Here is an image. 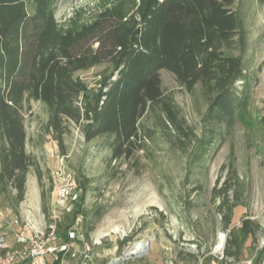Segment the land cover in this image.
<instances>
[{
    "label": "trees",
    "instance_id": "trees-1",
    "mask_svg": "<svg viewBox=\"0 0 264 264\" xmlns=\"http://www.w3.org/2000/svg\"><path fill=\"white\" fill-rule=\"evenodd\" d=\"M59 1L32 0L30 11L28 0H0V196H12L15 211L26 199L31 167L45 214L52 194L27 150L26 102L46 106L48 126L61 144L69 121L83 124L86 140L103 138L110 163L143 148L141 119L163 99L161 70L173 73L189 91L201 84L210 96L204 118L211 135L200 142L202 157L220 138L221 127L230 130L245 117L250 79L244 57L231 53L245 44L235 0H135L129 9L107 8L80 26L57 20ZM99 64L112 70L94 98L76 73ZM234 185L226 179L213 195L221 199L224 229L229 230L225 256L239 262L245 243L260 227L248 217L230 227L239 205V196L229 201ZM81 210L73 211L71 223L59 234L64 240L75 218L83 215L85 241L90 242L91 219L105 212ZM63 255L48 264H61Z\"/></svg>",
    "mask_w": 264,
    "mask_h": 264
},
{
    "label": "rangeland",
    "instance_id": "rangeland-1",
    "mask_svg": "<svg viewBox=\"0 0 264 264\" xmlns=\"http://www.w3.org/2000/svg\"><path fill=\"white\" fill-rule=\"evenodd\" d=\"M28 3L32 11V0ZM134 4L135 0H60L56 18L62 24L80 26L107 8L123 6L129 9ZM233 9L238 13L245 44L231 53L242 55L246 62L250 102L245 117L230 130L221 127L220 138L209 145L203 157L198 152L200 142L211 135L212 126L204 118L210 96L201 84L189 91L168 70L160 71L161 103L141 119L145 128L143 148L130 158L111 163L104 139L86 140L83 124L67 122L61 144L48 126L46 106L35 100L24 104L27 150L42 171L44 189H52L50 209L55 190L64 179L74 178L79 185L78 199L70 202L74 205L72 212L55 208L59 215L58 233L71 223L73 211L78 206L90 215L99 208L105 211L102 217L91 219L94 229L87 243L89 248L78 245L82 252L74 258H65L64 264H169L171 261L173 264H199L202 253L207 262L211 263L214 258L219 264H229L230 261L211 254L219 242V234L227 232L219 209L221 199L213 195L214 188H222L226 179L235 184L230 190L229 201L234 202L239 196L230 227L240 226L245 217L260 227L254 238L249 237L246 255L253 264H262L264 2L235 0ZM111 70V65L99 64L78 71L76 76L88 85L96 98L102 79ZM28 177L30 191L32 180H38L35 167L30 168ZM15 208L12 196H0V210L15 211ZM49 212L48 220L52 211ZM146 236L153 237L147 254L121 258L129 247ZM191 238L197 239L201 246L200 255L182 246ZM77 242L84 244L80 240Z\"/></svg>",
    "mask_w": 264,
    "mask_h": 264
},
{
    "label": "built area",
    "instance_id": "built-area-1",
    "mask_svg": "<svg viewBox=\"0 0 264 264\" xmlns=\"http://www.w3.org/2000/svg\"><path fill=\"white\" fill-rule=\"evenodd\" d=\"M78 190L79 185L74 178L64 179L58 185L50 209L52 211L50 220L44 212L40 214V218H37L30 210L23 213L12 209L0 210V264H48L51 256L55 260L58 259L60 253H64L61 262L64 264L65 258L76 257L79 252L75 248L77 240L86 242L83 232L84 217L78 215L75 218L68 231L69 239L64 240L58 233L59 215L55 208H66L72 212L74 205L70 202L78 199ZM228 232L229 230L219 234V242L211 254L217 259L237 264L238 262H235L234 258L225 256L224 249ZM152 241V236L142 238L129 247L121 258L125 260L147 254L150 251ZM96 242L101 243V241ZM86 246L89 248L87 243ZM182 246L189 252L199 255L202 253L201 246L195 238L187 239L186 242L182 243ZM202 255L203 253L200 255L199 264H207L205 255ZM244 263L253 264L252 260ZM69 264L88 263L71 262ZM169 264H173V262L171 261ZM262 264H264V260Z\"/></svg>",
    "mask_w": 264,
    "mask_h": 264
},
{
    "label": "crops",
    "instance_id": "crops-1",
    "mask_svg": "<svg viewBox=\"0 0 264 264\" xmlns=\"http://www.w3.org/2000/svg\"><path fill=\"white\" fill-rule=\"evenodd\" d=\"M28 181H29V177H28ZM28 181H27V184H28ZM28 210H30L32 213H34V216L37 217V218H40L41 217L40 214L43 213V210H42V199H41V189H40V185H39V182H38L37 179L36 180H34V179L32 180V182H31V190L30 191H29V188H28V185H27L26 199L21 203V205H20V207L18 209L19 213L20 212L23 213V212H26ZM80 241H82V240H80ZM76 243L77 244H75V248L79 251L81 249H78L79 248L78 245L83 246V245H86V243H88V242H83L84 244H81L80 242H76ZM249 245H250V240H247L245 249L242 250L241 255L239 257V259H241V260L237 264H241L243 262H246V261L250 260L247 257V255H246ZM79 252H82V251H79ZM85 255H86V257L88 256L87 254H85ZM51 258H52V256L50 257V259ZM242 259H245V260H242ZM210 264H219V263H217L214 260V258H213L212 262Z\"/></svg>",
    "mask_w": 264,
    "mask_h": 264
},
{
    "label": "water",
    "instance_id": "water-1",
    "mask_svg": "<svg viewBox=\"0 0 264 264\" xmlns=\"http://www.w3.org/2000/svg\"><path fill=\"white\" fill-rule=\"evenodd\" d=\"M114 264V263H113Z\"/></svg>",
    "mask_w": 264,
    "mask_h": 264
}]
</instances>
